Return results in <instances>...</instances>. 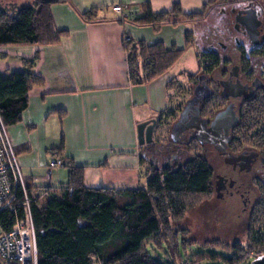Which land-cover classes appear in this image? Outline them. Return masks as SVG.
<instances>
[{"label": "crops", "instance_id": "1", "mask_svg": "<svg viewBox=\"0 0 264 264\" xmlns=\"http://www.w3.org/2000/svg\"><path fill=\"white\" fill-rule=\"evenodd\" d=\"M37 1L9 3L22 7ZM207 1L65 0L50 7L55 28L64 32L57 43L0 46L1 75L27 70L24 62L37 57L31 71L41 83L28 91L21 120L6 127L31 194L47 187L52 195L58 194L70 164L83 169L88 188L145 187L148 161L142 157L144 146L138 145L137 125L151 119L158 124L163 119L169 108V70L174 64L149 82L132 84L123 43L129 37L184 48L191 22L153 30L129 20L141 17L146 3L154 13L178 4L182 13L193 14L201 12ZM117 4L125 6L122 13L112 11ZM92 9L94 18L84 20L82 15ZM54 155L65 165L52 169L46 178L47 162Z\"/></svg>", "mask_w": 264, "mask_h": 264}, {"label": "trees", "instance_id": "2", "mask_svg": "<svg viewBox=\"0 0 264 264\" xmlns=\"http://www.w3.org/2000/svg\"><path fill=\"white\" fill-rule=\"evenodd\" d=\"M223 1L208 0L201 12L193 14L182 13L178 4L170 10L154 13L146 3L144 14L129 21L153 30L162 25L202 21ZM62 2L65 0H39L29 6L16 7L10 13L0 10V46L57 43L64 32L55 28L50 7ZM94 15L92 9L82 17L91 21ZM190 37L189 32L184 34L185 45L180 49L175 46L166 48L162 42L147 44L126 37L123 48L127 53L129 81L137 85L166 73L190 47ZM36 60L37 57L24 62L27 70L6 76L0 74V117L5 127L21 120L27 108L28 91L34 84L41 83L31 71ZM156 144L153 140L144 148ZM25 189L30 199L37 264H173L153 259L145 241L150 238L153 247L165 242L173 254L177 235L181 236L183 246L194 243L185 242L181 231L175 232L172 243L158 235L168 227V214L179 218L195 208L197 202L199 205L209 198L211 169L201 152L165 169H158L148 162L145 187L116 191L85 187L83 169L70 164L67 165V180L60 185L58 194L52 195L49 187L39 194H31L28 187ZM186 197L194 200L186 203ZM44 198L48 199L43 202ZM22 200L23 193L19 189L18 201ZM257 208L260 209V224L264 226V205ZM17 210L21 215L20 206ZM13 220L12 213H0V225L5 230ZM245 236L248 247L240 241L221 242V246L208 245L229 252L230 256L222 258L226 264H243L247 248L264 255V234L247 231ZM200 257L217 260L212 254Z\"/></svg>", "mask_w": 264, "mask_h": 264}, {"label": "flooded vegetation", "instance_id": "3", "mask_svg": "<svg viewBox=\"0 0 264 264\" xmlns=\"http://www.w3.org/2000/svg\"><path fill=\"white\" fill-rule=\"evenodd\" d=\"M225 4L218 11L221 19L217 29L227 38L230 51L228 45H223L222 52L213 45L209 47L205 54L209 64L200 69L191 88V96L195 88L199 92L198 101L188 111L189 118L199 114L205 120L207 142L202 144L193 139L203 133L196 126L183 131L179 141L170 146L157 143L144 148L142 157L158 169L170 168L187 160L180 161L190 154L188 148L192 143L199 144L211 169V190L205 202L213 197L221 200L239 197L241 213L246 214L245 235L247 231L257 232L255 226L260 223L257 207L264 205V10L261 2L259 7L255 0ZM208 146L223 161L222 173L216 174L209 164ZM163 157L164 162L158 165L157 160Z\"/></svg>", "mask_w": 264, "mask_h": 264}, {"label": "rangeland", "instance_id": "4", "mask_svg": "<svg viewBox=\"0 0 264 264\" xmlns=\"http://www.w3.org/2000/svg\"><path fill=\"white\" fill-rule=\"evenodd\" d=\"M12 0H0V10L8 13L14 11L16 8L13 4L9 3ZM235 0H224L219 3L207 16L205 20L191 22L189 30L190 33V47L185 50L182 57L174 64L169 70V108L167 109L161 123L153 132V140L157 143H163L165 146H170L173 142L170 141L169 130L178 118V113L181 106L191 96V88L194 85V77L199 73L200 69L209 64L206 60L205 54L211 45L214 48L222 50L223 45H230L227 43V38L217 29L221 16L218 11L226 6V2ZM259 6V0H255ZM260 7V6H259ZM184 23V22H183ZM182 24V23H180ZM180 24L174 25L178 26ZM186 33V32H185ZM225 35L227 32L225 31ZM222 44H221V43ZM221 44V45H220ZM230 51V50H229ZM229 53V52H228ZM227 54V53H225ZM208 63V64H207ZM207 64V65H206ZM170 144V145H169ZM190 154L183 156L180 161H184L195 152H201V147L197 143H192L188 148ZM206 158L212 166L216 174L224 171V163L219 154L211 147L206 148ZM165 158H159L157 164L161 165ZM148 166V164H147ZM192 197H186L185 202L188 203ZM48 198H44L45 202ZM241 204L239 197L233 196L232 198L216 199L213 197L210 201H203L197 206L179 218H173L168 214V227L161 230L158 235L162 240L168 239L172 243L175 232L181 231L183 240L187 243L183 246L181 236L177 235L175 239V254L169 249L168 245L163 242L158 247H153L149 242L150 238L145 241L148 246L149 255L155 260L163 263L173 264H226L223 257L230 256L229 252L222 248H216L221 242L231 243L234 240H239L243 246H247L244 235L243 222L246 217L245 213H241ZM256 231L260 235L264 234V226L259 223L256 226ZM164 237H161V236ZM152 240V239H151ZM208 244H214L211 247ZM247 248V252H250ZM245 252V254L247 253ZM215 255L217 260H210L208 258H201V255ZM253 260H243V264H252Z\"/></svg>", "mask_w": 264, "mask_h": 264}, {"label": "built area", "instance_id": "5", "mask_svg": "<svg viewBox=\"0 0 264 264\" xmlns=\"http://www.w3.org/2000/svg\"><path fill=\"white\" fill-rule=\"evenodd\" d=\"M113 12L122 13L125 6L120 4L111 7ZM65 161L52 156L47 162V175L51 170L62 167ZM16 154L7 136L6 127L0 117V213L10 212L14 220L9 229L0 225V264H37L35 232L30 210V199L26 194ZM23 193V200L18 201V190ZM21 207V215L18 208ZM264 255L247 252L244 260H256Z\"/></svg>", "mask_w": 264, "mask_h": 264}, {"label": "water", "instance_id": "6", "mask_svg": "<svg viewBox=\"0 0 264 264\" xmlns=\"http://www.w3.org/2000/svg\"><path fill=\"white\" fill-rule=\"evenodd\" d=\"M253 33L255 34V26H253ZM198 94L199 92L195 88L193 90V95L186 101L183 107V110L180 113L178 119L175 122H173L169 130L171 142L177 143L183 131H185L186 129L195 128L196 126H199L203 130V133L200 132V134L195 136L193 139L199 141L202 144L207 142V140L204 138V133H205L204 126L206 123L205 120H202L199 117V114H196L192 118L188 117V111L190 110L192 104L198 101ZM156 126H157V121L154 119H151L147 122H143L137 125V137H138L139 146L148 145L153 142V132ZM251 263L252 264H264V256L259 259L254 260Z\"/></svg>", "mask_w": 264, "mask_h": 264}]
</instances>
